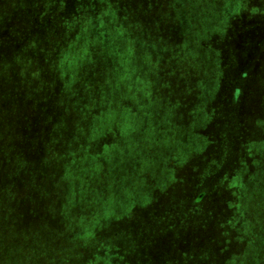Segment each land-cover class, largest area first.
<instances>
[{
    "label": "rangeland",
    "instance_id": "rangeland-1",
    "mask_svg": "<svg viewBox=\"0 0 264 264\" xmlns=\"http://www.w3.org/2000/svg\"><path fill=\"white\" fill-rule=\"evenodd\" d=\"M149 1L153 9L139 14L149 17L153 29L151 60L159 68L150 75L152 90H159L154 99L140 96L130 121L152 142L138 139L135 146L127 127H107L102 141L114 152L103 161V195L91 209L101 213L106 237L115 227L127 231L113 218L124 225L121 217L138 214L136 232L143 228L161 245L154 243L152 256L164 251L174 264H264V0H164L167 9L162 0ZM71 33L63 40L72 39ZM143 72L147 76L148 69ZM192 83L200 88L194 97ZM42 224L57 242L87 231L72 221L58 228L54 220ZM29 231L44 234L35 226ZM22 237L36 242L39 252L24 247L25 259L12 244L13 263L54 260L46 236L26 231ZM68 241L62 245L70 251ZM169 242L177 250L170 252ZM67 250L57 264L82 260ZM146 250L148 245H139L131 253Z\"/></svg>",
    "mask_w": 264,
    "mask_h": 264
},
{
    "label": "trees",
    "instance_id": "trees-1",
    "mask_svg": "<svg viewBox=\"0 0 264 264\" xmlns=\"http://www.w3.org/2000/svg\"><path fill=\"white\" fill-rule=\"evenodd\" d=\"M67 2L0 0V264L21 261L13 263L14 246L25 259L24 247L39 252L36 242L29 244L22 237L26 231L50 239L48 253L54 260L40 256L43 264H57L65 247L66 254L83 256L78 264H174L164 251L160 253L154 237H146L143 228L136 232L138 214L136 219L130 214L121 217L127 221L124 225L119 223L123 219L113 218L120 227L128 225L127 231L115 227L106 237L101 213L94 212L103 195L99 172L114 152V146L102 141L107 127H127L132 137L128 140L135 146L138 139L152 142L130 121L140 96L154 99L152 92L159 90H152L150 75L159 68H153L151 60L153 29L149 17L139 14L153 9L152 3L73 0L71 16H66ZM70 32L72 39L64 41ZM94 46L105 48L99 51L101 47ZM136 46L142 48L139 53ZM161 68L164 77L165 67ZM197 87L192 83V97ZM45 220L56 221L57 228L61 222L72 221L81 228L84 223L87 231L68 237L73 243L69 251L68 244L62 245L68 240L57 242L47 233ZM34 226L44 234L30 233ZM154 243L158 249L152 256ZM174 244L169 242L170 252ZM139 245H148L149 250L131 253ZM107 259L111 261L105 263Z\"/></svg>",
    "mask_w": 264,
    "mask_h": 264
}]
</instances>
